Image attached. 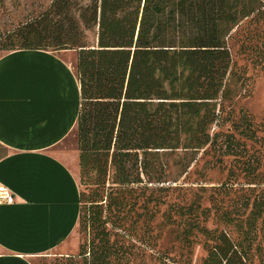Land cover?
Returning a JSON list of instances; mask_svg holds the SVG:
<instances>
[{
  "label": "trees",
  "instance_id": "16d2710c",
  "mask_svg": "<svg viewBox=\"0 0 264 264\" xmlns=\"http://www.w3.org/2000/svg\"><path fill=\"white\" fill-rule=\"evenodd\" d=\"M262 12L264 0H53L38 18L9 33L1 49L76 52L81 184L104 189L109 177L112 185L128 187L148 176V157L193 156L218 146L211 130L234 90L227 40ZM235 129L253 137L247 116ZM223 142L225 154H241L232 135ZM88 191L79 190L80 227L95 231L101 250L93 260L107 264L111 253L98 205L104 198ZM107 203L120 208L110 195ZM204 264H247L246 254L222 232Z\"/></svg>",
  "mask_w": 264,
  "mask_h": 264
},
{
  "label": "rangeland",
  "instance_id": "374dc122",
  "mask_svg": "<svg viewBox=\"0 0 264 264\" xmlns=\"http://www.w3.org/2000/svg\"><path fill=\"white\" fill-rule=\"evenodd\" d=\"M52 1L0 0V55L6 53L1 49L6 36L38 18ZM87 40L94 43L93 32ZM227 46L234 90L211 130V136L218 135L217 147L193 156L165 152L148 157L149 174L142 175L140 184L114 186L108 177L104 189L81 184L77 125L57 150L79 190L96 189L98 198H104L98 205L106 222L100 230L108 234L111 253L107 264H204L214 237L222 232L244 251L247 264H264V12L235 27ZM58 52H67L61 58L76 63L75 51ZM244 116L252 138L235 129ZM225 135L239 143V156L224 153ZM108 195L120 208H108ZM97 244L95 231L81 229L78 217L66 243L35 264H96L93 255L101 250Z\"/></svg>",
  "mask_w": 264,
  "mask_h": 264
},
{
  "label": "crops",
  "instance_id": "0c3cea01",
  "mask_svg": "<svg viewBox=\"0 0 264 264\" xmlns=\"http://www.w3.org/2000/svg\"><path fill=\"white\" fill-rule=\"evenodd\" d=\"M24 50L0 55V264H35L60 249L79 217V187L57 150L77 125L75 62Z\"/></svg>",
  "mask_w": 264,
  "mask_h": 264
},
{
  "label": "built area",
  "instance_id": "2783aa9c",
  "mask_svg": "<svg viewBox=\"0 0 264 264\" xmlns=\"http://www.w3.org/2000/svg\"><path fill=\"white\" fill-rule=\"evenodd\" d=\"M14 202L12 193L4 187H0V205H10Z\"/></svg>",
  "mask_w": 264,
  "mask_h": 264
}]
</instances>
